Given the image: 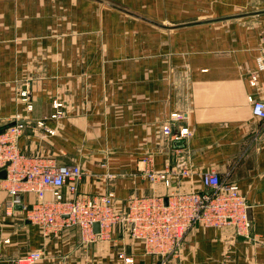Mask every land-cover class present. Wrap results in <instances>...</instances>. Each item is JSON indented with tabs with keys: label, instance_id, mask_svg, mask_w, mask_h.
I'll use <instances>...</instances> for the list:
<instances>
[{
	"label": "crops",
	"instance_id": "crops-1",
	"mask_svg": "<svg viewBox=\"0 0 264 264\" xmlns=\"http://www.w3.org/2000/svg\"><path fill=\"white\" fill-rule=\"evenodd\" d=\"M263 30L264 0H0V129L22 125L28 157L79 164V192L113 190L121 214L152 193L148 167L172 173L163 193L202 190V174L218 172L246 197L249 237L196 226L166 264H264V119L249 99ZM168 122L192 134L174 141ZM12 199L0 178V264H29L37 249L34 264H159L125 223L90 243L76 227L45 237L23 209L38 195Z\"/></svg>",
	"mask_w": 264,
	"mask_h": 264
},
{
	"label": "built area",
	"instance_id": "built-area-1",
	"mask_svg": "<svg viewBox=\"0 0 264 264\" xmlns=\"http://www.w3.org/2000/svg\"><path fill=\"white\" fill-rule=\"evenodd\" d=\"M261 36L258 70L251 75V84L259 88L260 95H250L249 99L253 114L264 119V87L259 83V73L264 72V30ZM21 95L26 99L28 91L24 90ZM53 105L56 115H61L62 103L56 100ZM27 108L32 109V104L28 103ZM21 128L22 125L16 124L0 131V169L7 170L9 191L13 196L11 207L21 204L23 192H34L41 198L23 209L26 217L39 225L43 236L78 226L83 241L88 243L94 242L97 236L108 237L114 224L128 223L132 237L142 243L145 253L159 257V264H166L180 253L184 237L196 226L223 228L231 225L237 235H250L251 221L245 195L235 181L221 177L218 172L202 174V190L172 188L163 193L159 185L170 188L172 173L168 169L148 167L143 173L152 185V193L130 198L125 214L121 215L116 210L113 190L96 195L79 192L78 184L85 173L79 164H58L41 155L26 156L18 145ZM162 130L166 136L180 142L192 134L187 125L175 132L169 122ZM150 160V156H144V161ZM189 173L184 169L177 175ZM63 186L68 188L67 196L61 191ZM46 192L52 194V199L44 198ZM95 222H99L100 232L94 231ZM43 257L42 250H35L29 252L26 259L32 264ZM125 260L134 262L132 257H125Z\"/></svg>",
	"mask_w": 264,
	"mask_h": 264
},
{
	"label": "rangeland",
	"instance_id": "rangeland-1",
	"mask_svg": "<svg viewBox=\"0 0 264 264\" xmlns=\"http://www.w3.org/2000/svg\"><path fill=\"white\" fill-rule=\"evenodd\" d=\"M24 91V90H23ZM22 91V92H23ZM28 97V96H27ZM3 169V168H2ZM7 171V170H6ZM142 174L145 176V174L142 172ZM146 177V176H145ZM147 178V177H146ZM5 179H7V177L5 178ZM148 179V178H147ZM68 195V194H67ZM67 195H65V196H67ZM39 197V196H38ZM130 198H132V196L130 197ZM130 198H128V200L127 201H129V199ZM41 198L39 197V200H40ZM38 201V200H37ZM16 205H19V204H16ZM126 209H127V204H126ZM125 209V210H126ZM121 214V213H120ZM125 214V212L123 213V215ZM122 215V214H121ZM28 219V218H27ZM29 220V219H28ZM30 221V220H29ZM31 222V221H30ZM117 224V223H116ZM116 224H114V226L116 225ZM125 225H127L128 226V223H125ZM39 226V225H38ZM114 226L112 227V230H113V228H114ZM76 228H78L79 229V232H80V238H81V241H82V243H87V242H84L83 241V237H82V232H81V230H80V228L78 227V226H75ZM129 227V226H128ZM40 228V227H39ZM131 227H129V229H130ZM112 230H111V232H112ZM193 229H191L187 234H186V236L184 237V241L186 240V238L189 236V233L192 231ZM130 231H131V229H130ZM42 233V232H41ZM60 233V232H59ZM56 234H58V233H56ZM43 235V234H42ZM110 235H111V233H110ZM51 236V235H50ZM132 236V235H131ZM45 237H47V236H45ZM133 238V237H132ZM134 239V238H133ZM135 240V239H134ZM137 241V240H136ZM184 241H183V243H184ZM88 243H90V242H88ZM183 243H182V245H181V248H182V246H183ZM37 250H41V249H37ZM32 251H35V250H32ZM31 252V251H30ZM146 254V253H145ZM147 255V254H146ZM179 255V254H178ZM177 255V256H178ZM177 256H175V257H177ZM26 257L27 256H25L24 258H22V259H24V260H26L29 264H31L27 259H26ZM174 258V257H173ZM126 261V260H125ZM128 264H131V263H129V262H127ZM32 264H34V263H32Z\"/></svg>",
	"mask_w": 264,
	"mask_h": 264
},
{
	"label": "water",
	"instance_id": "water-1",
	"mask_svg": "<svg viewBox=\"0 0 264 264\" xmlns=\"http://www.w3.org/2000/svg\"><path fill=\"white\" fill-rule=\"evenodd\" d=\"M20 123H21V124H24V121H20ZM14 124H15V123H11V124L6 125V126H4L2 129H0V131H3V130L6 129L7 127L13 126ZM6 177H7V171H6V169H5V168L0 169V178H1V179H5ZM248 215H249V218L252 217V210H251L250 207L248 208ZM132 225H133V224H131V226H132ZM93 226H94V231H95V232H100V224H99V222H95Z\"/></svg>",
	"mask_w": 264,
	"mask_h": 264
}]
</instances>
